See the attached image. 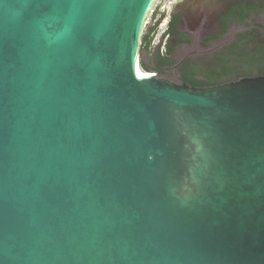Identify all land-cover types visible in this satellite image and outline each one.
Here are the masks:
<instances>
[{
	"label": "water",
	"instance_id": "95a60500",
	"mask_svg": "<svg viewBox=\"0 0 264 264\" xmlns=\"http://www.w3.org/2000/svg\"><path fill=\"white\" fill-rule=\"evenodd\" d=\"M160 0H0V264H264V75L142 72Z\"/></svg>",
	"mask_w": 264,
	"mask_h": 264
},
{
	"label": "flooded vegetation",
	"instance_id": "af4514ba",
	"mask_svg": "<svg viewBox=\"0 0 264 264\" xmlns=\"http://www.w3.org/2000/svg\"><path fill=\"white\" fill-rule=\"evenodd\" d=\"M262 13L260 0H161L149 21H156L149 39L155 72L201 87L264 75V25L255 21Z\"/></svg>",
	"mask_w": 264,
	"mask_h": 264
},
{
	"label": "rangeland",
	"instance_id": "374dc122",
	"mask_svg": "<svg viewBox=\"0 0 264 264\" xmlns=\"http://www.w3.org/2000/svg\"><path fill=\"white\" fill-rule=\"evenodd\" d=\"M260 1H264V0H260ZM171 2H173V0H165V3L167 5H171ZM159 16H158V18H159ZM255 21L257 23L264 25V13L256 16ZM155 25H156V21L150 22L147 25V29H146V32L144 34L143 42H142V53H141V57H140V63H141L142 68L148 72H150V71L155 72L154 66L157 64L156 48H153V46L150 47V43H149V39L152 35L151 33H152V30L154 29ZM161 33H162V30L159 31V34H161ZM144 39L147 40V43H144L145 42ZM143 45H144V47H143ZM164 72L166 73V75L173 76V78L177 77L176 71H174L172 69V67H167L166 71H164Z\"/></svg>",
	"mask_w": 264,
	"mask_h": 264
},
{
	"label": "bare ground",
	"instance_id": "6f19581e",
	"mask_svg": "<svg viewBox=\"0 0 264 264\" xmlns=\"http://www.w3.org/2000/svg\"><path fill=\"white\" fill-rule=\"evenodd\" d=\"M160 1H161V0H160ZM138 67H139V69H140L142 72H144V73L148 72V71H146V70H144V69L142 68L141 63H140V60H138Z\"/></svg>",
	"mask_w": 264,
	"mask_h": 264
},
{
	"label": "trees",
	"instance_id": "16d2710c",
	"mask_svg": "<svg viewBox=\"0 0 264 264\" xmlns=\"http://www.w3.org/2000/svg\"><path fill=\"white\" fill-rule=\"evenodd\" d=\"M144 41H145L144 43H147V40L144 39ZM143 47H144V45H143ZM192 85L197 86V85H202V84H199V83L196 82V83H192ZM204 86H205V85H204Z\"/></svg>",
	"mask_w": 264,
	"mask_h": 264
}]
</instances>
